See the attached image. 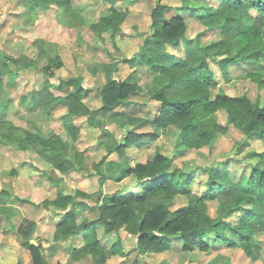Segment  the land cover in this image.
<instances>
[{
  "label": "rangeland",
  "instance_id": "374dc122",
  "mask_svg": "<svg viewBox=\"0 0 264 264\" xmlns=\"http://www.w3.org/2000/svg\"><path fill=\"white\" fill-rule=\"evenodd\" d=\"M28 1L45 9L33 11ZM61 1L0 0V70H5L1 96L8 103L0 109V116L46 137L58 134L70 140L65 130L66 106L48 111L32 108L34 92L47 79L61 96L74 92L79 84L89 87L91 91L84 101L92 110L102 107L96 90L105 82L129 81L138 89L129 100L131 105L99 116L101 128L90 125L86 119L78 121L82 126V140L77 146L83 153L82 169L61 173L50 160L44 163L36 154L24 152L20 147L22 137L14 135L3 141L0 135V192L8 190L17 198L40 205L36 208L29 204L0 203V264H33L30 250L22 253L20 249L23 240L15 227L22 223L33 224L32 241L43 246L44 264H96L94 251L105 253L107 264H264V231L250 241L235 238L233 245L208 250L191 249L194 238L178 234L168 237L162 251L144 250L139 245L142 215L117 231L103 234L100 228L98 244L93 235L82 232L52 241L54 221L61 219L74 203L93 206L96 197L102 198L136 183L133 176L121 182L111 178L116 165L127 167L131 156L132 164L145 161L157 147L165 155L173 154L177 133L172 129L149 148L108 150L114 138L120 141L127 132H161L150 119L156 102H150L149 98L166 84L156 65L185 59L191 66H198L206 60L226 92L245 94L254 103L264 105V54L232 63L226 77L218 64L219 58L203 53V48L223 38L220 29L202 20L204 11L188 16L185 38L179 46L158 47L152 38V12L158 5L180 6L181 0H115L113 6L128 12L121 26L123 33L115 37L110 32L98 35L92 29L101 15L110 10L107 0H70L67 5H61ZM168 13L171 17L173 11ZM237 51L238 45H233L231 55ZM9 58L22 59L21 75L17 79L3 67L5 62L12 64ZM73 78L78 81L70 83ZM210 124L216 130L211 149L204 148L183 158L189 168L186 173L193 178L192 189L201 196L206 191L208 168L226 166L237 177L249 176L258 162L256 153L264 150L263 139L247 137L231 123L224 110H218ZM99 171L105 176L103 183ZM233 190L240 196L243 208H247L245 200L249 191L244 181L235 184ZM78 191L92 197H79ZM207 205L215 216L217 201H208ZM84 214L89 218L96 216L87 209ZM118 244L126 249L127 256L110 254Z\"/></svg>",
  "mask_w": 264,
  "mask_h": 264
},
{
  "label": "trees",
  "instance_id": "16d2710c",
  "mask_svg": "<svg viewBox=\"0 0 264 264\" xmlns=\"http://www.w3.org/2000/svg\"><path fill=\"white\" fill-rule=\"evenodd\" d=\"M107 1L111 5L110 10L101 15L92 29L98 35L110 32L115 37L123 33L121 26L128 12L113 6L115 0ZM60 3L67 5L71 1L62 0ZM28 6L33 11L45 9V6L34 1H28ZM169 11H173L171 17L168 16ZM201 11H204L201 14L202 20L215 25L223 36L221 40L203 48V53L219 58L218 64L226 77L232 63L247 56L264 54V0H181V5L174 8L158 5L152 12V38L155 45L179 46L185 38L188 16ZM233 45H238V51L231 55ZM9 59L13 65L5 62L3 67L12 78L17 79L21 75L22 59ZM155 67L166 79V84L149 98L150 102H156V110L150 114V119L161 132H127L120 141L114 138L108 150L114 152L132 146L149 148L159 141L163 133L172 129L177 133L173 154L165 155L157 147L154 154L145 161L132 164L131 156L127 167L116 165L111 178L121 182L133 176L136 183L102 198L96 197L93 206L84 205L83 202L74 203L61 219L54 221L52 241L82 232L93 235L98 244L100 228L103 234L117 231L132 223L138 215H142L139 245L144 250L157 252L165 249L169 236L178 234L194 238L189 246L191 249L208 250L233 245L235 238L250 241L264 231V150L256 153L258 162L249 176L237 177L226 166L208 168L206 191L202 196L194 193L193 178L187 175L189 168H186L183 160L189 153L211 149L216 130L210 120L218 110H224L231 123L247 137H259L264 141V105L254 103L245 94L226 92L206 60L198 66H191L187 60L181 59ZM4 73L5 70H0V109L8 104L1 96L4 91ZM70 81L75 83L78 79ZM66 83L69 81L62 85ZM137 89L138 86L129 81L105 82L96 90L102 107L92 110L84 101L91 91L89 87L79 84L74 92L61 96L54 92L53 85L47 79L44 86L34 92L32 108L48 111L60 105L66 106L68 120L65 130L70 140L58 134L46 137L5 116H0L1 138L5 141L14 135L22 137L20 147L24 152L36 154L44 163L50 160L61 173L82 169L83 153L78 149L82 140V126L78 121L86 119L90 125L101 128L102 120L99 116L120 106L131 105L129 100ZM100 173V182L103 183L105 176ZM243 181L249 191L245 200L247 208H243L240 196L233 190L235 184L241 185ZM77 195L84 199L92 197V194L83 191H78ZM208 201L218 203L215 216L209 211ZM0 203L40 207L31 200L17 198L8 190L0 192ZM86 209L95 212L96 216L87 217L84 214ZM32 228L33 224L28 223L15 227L23 240L20 249L30 250L33 264H44V248L32 242ZM110 254L127 256L128 252L118 244L113 246ZM94 258L96 264H107V256L103 252L94 251Z\"/></svg>",
  "mask_w": 264,
  "mask_h": 264
},
{
  "label": "crops",
  "instance_id": "0c3cea01",
  "mask_svg": "<svg viewBox=\"0 0 264 264\" xmlns=\"http://www.w3.org/2000/svg\"><path fill=\"white\" fill-rule=\"evenodd\" d=\"M57 219H59V218H57ZM21 250H22L21 252L23 253L25 251V248H21Z\"/></svg>",
  "mask_w": 264,
  "mask_h": 264
},
{
  "label": "water",
  "instance_id": "95a60500",
  "mask_svg": "<svg viewBox=\"0 0 264 264\" xmlns=\"http://www.w3.org/2000/svg\"><path fill=\"white\" fill-rule=\"evenodd\" d=\"M34 244H35V242L34 241H32Z\"/></svg>",
  "mask_w": 264,
  "mask_h": 264
}]
</instances>
